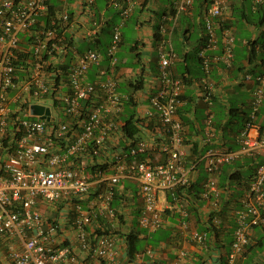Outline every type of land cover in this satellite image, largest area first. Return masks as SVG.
<instances>
[{"label": "built area", "instance_id": "2783aa9c", "mask_svg": "<svg viewBox=\"0 0 264 264\" xmlns=\"http://www.w3.org/2000/svg\"><path fill=\"white\" fill-rule=\"evenodd\" d=\"M93 1L85 0L87 8ZM111 1L118 6L121 21L112 26L110 41L102 53L92 47L78 51V33L71 29L73 19L66 8L50 15L49 0H0V243L5 252L0 264H88L74 250L73 237L78 249L92 262L155 264L142 260L145 254L154 257L150 245L132 258H120L115 238L109 232L119 214V209L111 204L113 187L125 179L135 181L141 200L138 225L149 232L162 227L159 195L188 183L182 148L183 124L177 112L182 103L183 79L172 70L176 54L172 51L165 54L160 49L157 86L149 97L150 110L145 113L147 117H156L160 140L136 138L132 142L125 138L127 143L111 159L105 156L108 140L122 126L119 116L129 99L117 89L115 65L120 28L134 5L133 0H122L123 4ZM251 1L256 7L264 0ZM192 2L174 0L172 11L161 19L158 31L171 29ZM224 11L225 0H211L206 8L203 47L216 48L220 38V59L230 64L235 35L230 26H223L220 21ZM99 30L100 26L93 22L81 35L92 40ZM18 50L29 53L22 75L14 63ZM204 50L199 56L206 76L211 59L203 55ZM72 52L76 59L67 64ZM104 57L107 65L102 66ZM92 67L97 68L94 80L90 81L87 75ZM245 78H252L255 87L251 92L250 113L236 137L238 149L208 151L205 196L219 195L215 175L224 164L245 155L255 157L264 149V114L260 117L259 113L264 103V73L253 77L246 73ZM201 83L208 95L211 82L203 77ZM18 87L27 96H11V91ZM50 99L62 113L40 117L30 114L29 106L25 108L30 101L45 107ZM20 101L21 107H10L11 102ZM150 147L163 154L160 162L152 163L144 157ZM85 153L90 158L84 157ZM94 156L104 169L92 171L87 167ZM109 168L113 171L106 175ZM77 199L87 201L85 208ZM240 201L242 207L236 212L233 237L223 255L224 264H238L249 244L250 230L264 225V161L256 166ZM50 205L59 211L58 216L45 215L42 207ZM182 212L186 215L185 210ZM181 226L187 228L185 220ZM63 229L72 230L73 235L58 241ZM189 233L192 241L203 248L208 246L207 231L195 229ZM186 254L181 249L177 255L184 258Z\"/></svg>", "mask_w": 264, "mask_h": 264}, {"label": "crops", "instance_id": "0c3cea01", "mask_svg": "<svg viewBox=\"0 0 264 264\" xmlns=\"http://www.w3.org/2000/svg\"><path fill=\"white\" fill-rule=\"evenodd\" d=\"M133 2L132 12L136 14V18L132 25L136 37L129 47L134 56L131 54L130 62L126 58L118 56L115 74L118 91L128 96L131 95V99L125 102L119 119L123 124L124 120L133 114L134 119L138 120V131L135 138L160 140L159 123L156 117H147L145 113L150 110L149 97L157 86L156 76L160 49L165 54L170 51L176 54L172 61V70L184 79L182 103L177 112L183 124L182 148L188 183L164 191L159 195L158 203L163 217V225L152 232L146 230L149 236L146 241L143 237L144 229L138 225V215L141 209L138 184L130 179L123 180L113 187L116 199L113 198L114 205H112L119 209L122 217L117 218L114 226L112 225L115 232L111 231V234L115 238V244L120 250L122 260L127 259L125 235L130 231L140 230L139 238L142 239V248L145 250L146 247L152 245L154 255V257H149L145 254L142 260L146 263L155 261V264H169L174 261L176 264H220L219 257L229 249L236 212L240 209L238 195L241 191L238 186H233L230 176L235 171V174H251L257 163L264 161V149L255 157L246 155L240 157L235 160L234 164L230 163L228 168H225L227 164H224L221 172L215 175L217 184H224V187L218 185L219 195L217 196L214 194L204 195L203 183L208 177L205 170V157L212 149H238L236 137L250 113L251 92L255 87L254 80L252 78L247 80L245 74L250 73L253 77L255 74L264 73V52L260 51L261 48L257 45L256 52L250 56L249 46L245 43L248 36L252 40L258 38L263 29L249 24L243 18L240 19V11L248 10L246 0H225V11L220 17V21L223 25L230 26L235 35L233 57L231 63L226 64L220 59L222 53L220 38L216 48L204 50L203 47L205 40L204 12L211 0H193L191 8L181 13L174 25L170 26L171 29L167 28L164 33L158 31L160 22L158 21L157 24L156 19L161 21L165 15L169 14L174 0H133ZM250 2L252 1L250 0ZM49 3L55 4L56 10L66 8L71 14L73 19L71 20L73 23L71 29L78 33L76 44L79 52L88 47L104 52L111 38L112 26L121 21L119 8L111 0H94L92 6L88 8L85 0H49ZM118 3L123 4V1L118 0ZM235 14L236 18L239 17V21H236ZM130 16L122 22L121 40L118 47L125 40L124 32L121 29L134 15ZM93 22L100 26L97 36L92 40L84 39L81 32L84 28L92 26ZM166 22H169L167 25H170V21ZM105 32H108L107 36ZM82 42L88 46L81 47ZM24 45L25 43L21 46L24 47ZM202 50H204L203 55L211 59L210 71L206 76L201 62L197 59ZM214 56L219 58L214 59ZM75 59V54L69 53L67 63ZM101 65H105V60ZM96 68L92 67L89 70L88 80H94ZM203 77H206L212 84L208 95L201 83ZM128 87L131 90H128ZM10 94L11 96L16 94L27 96L20 87L11 91ZM21 103V101L19 104L11 102L10 107L12 109H15L17 105L21 107ZM36 104L39 102L30 101L28 105H25V108L29 106V113L32 114V107ZM45 104V107L52 106L49 108V113H62L53 107L51 99L46 100ZM259 113L260 117L264 114V103ZM125 138L120 130L118 133L112 134L106 146L108 155L105 156L111 159L113 153L127 143ZM144 157L152 163H158L164 158L156 147H150ZM112 171L109 168L106 175ZM102 186L104 187V185ZM231 194L236 196L237 200L232 198L229 200ZM42 208L47 215L52 216L57 212V209L52 205ZM182 209L185 210L186 215L182 214ZM184 220L187 223L185 229L181 226V222ZM211 226L218 228L217 235H214L215 232ZM206 228L208 229L209 238L207 241L209 244L203 248L190 239L189 232L195 229L202 231ZM71 231L63 229L57 236V240L60 241L65 236L72 237L73 232ZM263 235L264 225L250 230L249 244L238 258V264H264V249L262 251L249 250L251 244H255L257 238ZM151 238L158 239H156V243L150 244L148 241ZM71 244L82 258L81 260L88 264H101L98 261L92 262L85 252L79 250L74 237ZM181 249L187 253L184 258H178L177 254ZM2 258L0 255L1 261L4 260Z\"/></svg>", "mask_w": 264, "mask_h": 264}, {"label": "trees", "instance_id": "16d2710c", "mask_svg": "<svg viewBox=\"0 0 264 264\" xmlns=\"http://www.w3.org/2000/svg\"><path fill=\"white\" fill-rule=\"evenodd\" d=\"M173 4L172 3V8H173ZM55 4H51L49 3V13L50 15H55L56 14V9L54 7ZM249 11H250V15L246 14V12L244 11H240L241 15L239 16L240 19H245L247 22H249V24H252L253 26L257 27V28H262L263 31L261 33H259V37L252 40L249 38H247V42L245 43L247 46H249V52H250V56L253 55L254 52H256V46L259 45L261 50L260 51H263L264 52V1L258 5H256V8L253 9L252 8V4H250V8H249ZM46 18V17H45ZM44 18V19H45ZM48 21V19H46ZM46 21V22H47ZM116 24V23H115ZM223 26H226V25H223ZM105 52V51H104ZM102 52V53H104ZM29 56V53L28 51H22V50H18L17 52V59L15 60V64L17 66V68L19 69V74L22 75V69L24 67H26V60ZM105 59V65H107V62H106V58L104 57ZM197 59L200 61V57H197ZM250 61V60H249ZM68 64V63H67ZM118 66V62L116 63L115 67L117 68ZM64 68V67H63ZM17 74V73H16ZM257 75V74H255ZM254 75V76H255ZM88 78V76H87ZM183 79V77H182ZM184 80V79H183ZM129 99H131V95L129 96ZM137 122L138 120H135L134 117H133V114H131L127 119L124 120V123L122 124V126L120 127V132L124 135V137L127 138V140L129 141H132L134 142L136 140L135 136L137 134V131H138V127H137ZM88 153H85L84 154V157L87 156V158H90L88 155ZM142 156H139L138 158H141ZM92 158V161L90 162L89 165H87V167L92 170V171H96V170H102L104 169L105 167L103 165H100L98 164L96 161V157H91ZM235 161L231 162L234 164ZM259 163H262V162H259ZM257 163V165L259 164ZM230 165L227 164L225 165V168H228V166ZM256 165V166H257ZM223 169V166L219 169V171L217 173H220L221 170ZM255 171V170H254ZM254 171L250 174V173H238V174H235L236 171L231 174L230 176V181L231 183L233 184L234 187L238 186V189L241 191L240 194L238 195L239 199H241L242 195L244 194V190L247 188V186L249 185V182H250V179L254 173ZM216 173V174H217ZM235 174V175H234ZM234 175V177H233ZM218 185H221L224 187V184L223 183H219L217 184ZM239 192V191H238ZM236 193H237V190H236ZM234 194V193H233ZM231 194L230 197H229V200L232 198L234 200H237V198L234 197V195ZM114 199H116V193L114 194L113 196ZM78 200V203L82 206V208H85V205L87 203V201L85 200H82V199H77ZM238 202H240V208H241V201L239 200ZM111 204L114 205V203L112 202ZM60 207V205H59ZM58 211V210H57ZM59 212V211H58ZM58 216V213L56 212V214ZM122 217V215L119 213L118 214V218L120 219ZM235 225H236V220H235ZM235 225L233 226V228L235 227ZM259 226H263V225H259ZM140 227V226H139ZM210 227V226H209ZM213 231L215 232L214 235H217V230L218 228L216 226H211ZM257 226L253 227V228H256ZM142 228V227H140ZM252 228V229H253ZM144 229V238L148 239V233H146V230L145 228ZM208 229H204V231H207ZM234 230V229H233ZM115 232L114 228H111L109 229V232ZM107 232V231H105ZM141 231L138 230V231H130L128 232L126 235H125V241H126V255L127 257L129 258H132L134 256L135 253L137 252H142L141 250L144 251V249L142 248L143 245L141 244V241L142 239L139 238V235H140ZM208 233V232H207ZM207 237L209 238V235H207ZM232 237H233V232H232ZM158 239V238H156ZM156 239L155 238H151L149 239L148 243L150 244H154L156 243ZM209 243H207L208 245ZM152 246V245H150ZM248 246V245H247ZM264 249V235L260 238H257V242L255 244H251V247L249 248V250H260L262 251ZM220 259V264H224V258L223 256L219 257ZM239 263V262H238Z\"/></svg>", "mask_w": 264, "mask_h": 264}, {"label": "rangeland", "instance_id": "374dc122", "mask_svg": "<svg viewBox=\"0 0 264 264\" xmlns=\"http://www.w3.org/2000/svg\"><path fill=\"white\" fill-rule=\"evenodd\" d=\"M246 3H247V5H248V10L247 9H245V12H246V14H248V15H250V11H249V8H250V4H251V2H250V0H246ZM173 9V8H172ZM171 9V10H172ZM171 12V11H170ZM169 12V13H170ZM132 15H134L132 18H129L128 19V24L126 25V26H124L121 30L124 32V35H125V40H124V42L122 43V45L120 46V47H118V49H117V52H116V54H117V56H119V58H126L127 60H129V62L132 60V57H131V54L134 56V53H132L131 51H130V47H129V44L134 40V38L136 37V32H135V30H134V28H133V25H132V22H133V20L136 18V14H133V12H132V14H131V16ZM130 16V17H131ZM165 16H167V15H165ZM235 16V19H236V21H239L238 19H239V17L238 18H236V14L234 15ZM157 21V22H156ZM156 23L158 24V21L160 22V20H157L156 19ZM168 21V20H167ZM158 26V25H157ZM105 34H106V36L108 35V32H105ZM247 38H249V36L247 37ZM80 46L81 47H84V46H88V45H86V43H84V42H82L81 44H80ZM154 55H155V53H154ZM128 90H131V88L130 87H128ZM45 215H47L46 213H45ZM55 215V214H54ZM54 215H52V216H54ZM49 216V214L47 215V217ZM0 255H1V257H3L4 255H5V252H4V250H3V246H2V244L0 243Z\"/></svg>", "mask_w": 264, "mask_h": 264}, {"label": "water", "instance_id": "95a60500", "mask_svg": "<svg viewBox=\"0 0 264 264\" xmlns=\"http://www.w3.org/2000/svg\"><path fill=\"white\" fill-rule=\"evenodd\" d=\"M32 114L35 116L44 117L49 114V109L43 105L36 104L32 107Z\"/></svg>", "mask_w": 264, "mask_h": 264}, {"label": "clouds", "instance_id": "9594fccd", "mask_svg": "<svg viewBox=\"0 0 264 264\" xmlns=\"http://www.w3.org/2000/svg\"><path fill=\"white\" fill-rule=\"evenodd\" d=\"M251 4H252V2H251ZM252 8L255 9L256 7H254V5L252 4ZM171 11H172V10H171Z\"/></svg>", "mask_w": 264, "mask_h": 264}]
</instances>
